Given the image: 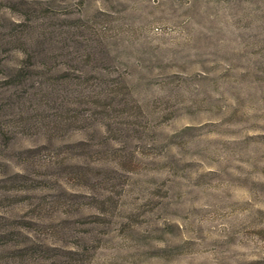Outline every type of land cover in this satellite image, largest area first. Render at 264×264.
Masks as SVG:
<instances>
[{"label":"rangeland","instance_id":"1","mask_svg":"<svg viewBox=\"0 0 264 264\" xmlns=\"http://www.w3.org/2000/svg\"><path fill=\"white\" fill-rule=\"evenodd\" d=\"M0 264H264V0H0Z\"/></svg>","mask_w":264,"mask_h":264},{"label":"trees","instance_id":"2","mask_svg":"<svg viewBox=\"0 0 264 264\" xmlns=\"http://www.w3.org/2000/svg\"><path fill=\"white\" fill-rule=\"evenodd\" d=\"M24 40H23V44L24 45H26V47H32V44H33V42H32V40H30V39H26V38H23ZM10 41H14L13 39H10L9 41L8 40H6L5 42L6 43H8V42H10ZM10 69H14L13 67L11 68L10 67Z\"/></svg>","mask_w":264,"mask_h":264}]
</instances>
